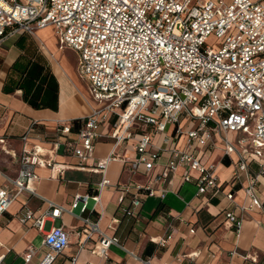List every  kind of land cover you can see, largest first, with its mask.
<instances>
[{"label":"built area","instance_id":"1","mask_svg":"<svg viewBox=\"0 0 264 264\" xmlns=\"http://www.w3.org/2000/svg\"><path fill=\"white\" fill-rule=\"evenodd\" d=\"M262 1L0 0V48L7 39L32 36L52 27L59 48L77 53L78 74L88 82L90 97L97 104L77 128L63 124L55 128L54 149L62 145L76 158L75 166L46 160L44 150L33 146L12 156L18 164L14 176L0 168V216L19 196L38 197L34 189L38 166L100 175L93 196L94 206L100 207L101 192L112 186L107 178L112 162H120L129 175L126 182L114 185L123 217L136 219L143 198L163 200L180 168H184L182 181L196 185V197L215 196L228 186L225 198L232 201V190L244 177L249 204L241 206V211H264L256 188L258 178L264 176ZM210 36L221 40L216 50L206 44ZM107 121L112 149L106 157L96 159L95 143L102 138L99 128ZM34 126L30 124L22 141ZM215 138L221 142L224 156H235L230 179L224 183L219 182L215 165L201 159L216 147ZM129 140H135L134 157L117 152ZM164 153L168 157L154 173ZM136 177L145 180L140 182ZM127 196L129 204L122 207ZM89 197L75 195L67 209L38 197L47 208L34 216L25 202L18 220L42 232L46 221L55 222L67 213L81 222L82 230L77 251L63 264H75L90 241L91 253L107 264L110 248L123 247L116 236L101 230V212L92 217L95 207L88 209ZM225 216L238 238L241 219L233 211ZM113 223L119 220L113 219ZM170 239L171 234L156 244L163 248ZM68 245L69 236L63 228L52 227L44 234L42 251L29 247L24 262L41 252L38 264H54ZM128 254L140 264H151L150 258ZM0 264H4L3 256Z\"/></svg>","mask_w":264,"mask_h":264},{"label":"crops","instance_id":"2","mask_svg":"<svg viewBox=\"0 0 264 264\" xmlns=\"http://www.w3.org/2000/svg\"><path fill=\"white\" fill-rule=\"evenodd\" d=\"M262 3L264 5V1ZM46 29L51 30L54 38L53 48L48 47L45 41L37 36L40 32H47ZM62 49H68L75 54L74 69L81 85L66 67L63 57H58V51ZM62 49L58 46V38L52 27L38 30L32 36L24 34L20 39H7L0 48V140H4L0 143V168L10 176H14L18 169L17 161L12 156L19 155L23 148L30 150L33 146L44 150L43 158L46 160L51 159L68 166L77 164L76 158L66 152L62 145L54 149V142L57 140L55 128L58 124L77 128L79 121L88 116L97 104L90 97L88 82L78 74L77 53L67 47ZM35 64L43 66L44 72H49L56 81L55 108L36 109L23 100V91L18 88V85H24L25 75L21 71L26 66L33 67ZM36 85L38 82H35L34 88ZM41 87L40 95H43L45 85ZM4 88L13 91L6 92ZM43 99L45 102L51 101L48 97L47 100L45 97ZM31 123H35V126L26 140L22 141L21 138ZM99 132L102 138L95 143L96 159L106 157L113 145V140L107 137L111 132L109 121L100 126ZM215 141L216 147L201 159L205 164L215 165V174L219 182L224 183L230 179L235 156H224L221 142L217 138ZM134 143L135 140L125 142L117 152L134 157ZM2 149L11 155L4 153ZM167 157L166 153L162 154L160 163L153 170L154 173L160 170ZM251 169L255 171L256 167L252 165ZM35 173L36 195L58 206L67 209L75 195L90 196L88 209L95 207L92 217L101 212V230L107 235L116 236L123 247L110 248L107 264H140L133 260L128 252L150 258L151 264H264V211L253 208L241 211V206L249 204V199L244 193V177L241 184L232 190V201L225 198L226 193L230 191L228 186L215 196L206 194L196 197V185L182 181L184 168H180L173 176L165 198H143L139 216L135 219L123 217L117 202L118 192L114 185L129 179L120 162H112L108 166L107 178L112 186L101 192L100 207L94 206L93 199L100 175L76 169L56 172L42 166L36 167ZM191 175L196 176L193 172ZM136 180L143 182L145 177H136ZM2 184L0 179V186ZM256 188L258 197L264 202V176L258 178ZM38 197L23 194L0 216V256H3L4 264H7V259L21 264H38L42 257L41 252L29 263L24 262V253L29 247L42 251L44 234L52 227H62L69 236V245L54 264H63L65 259L77 251L78 233L82 230L81 222L71 215L63 213L60 219L56 220H59L58 226L51 225L46 228V224L50 222L46 221L42 232L30 225L23 226L19 222L18 213L25 202L34 216L40 215L47 208V204ZM129 199L127 196L122 207L129 204ZM228 211H233L241 219L238 238L235 237L234 227L226 219L225 214ZM113 219H118L119 223H113ZM169 234L171 239L166 246L158 247L156 242ZM92 246L93 241L86 244L78 254L75 264H106L91 253ZM232 252L234 255H231Z\"/></svg>","mask_w":264,"mask_h":264},{"label":"trees","instance_id":"3","mask_svg":"<svg viewBox=\"0 0 264 264\" xmlns=\"http://www.w3.org/2000/svg\"><path fill=\"white\" fill-rule=\"evenodd\" d=\"M24 34L19 35L18 39L22 37ZM13 69H15V64L13 65ZM22 74L25 75L24 85H18V88L23 91V100L28 103L31 107L39 109L41 107H53L56 106V93H57V84L54 77L47 71L44 72L43 66L34 65L33 67H25ZM35 82H38V85L35 86ZM45 85V92L43 95H40L41 86ZM34 90L31 92V89ZM6 92H12L13 89L7 90L4 88ZM43 97L49 98L50 102L44 101Z\"/></svg>","mask_w":264,"mask_h":264},{"label":"rangeland","instance_id":"4","mask_svg":"<svg viewBox=\"0 0 264 264\" xmlns=\"http://www.w3.org/2000/svg\"><path fill=\"white\" fill-rule=\"evenodd\" d=\"M227 2H229L230 0H226ZM48 29H46L45 31H47ZM51 30L47 31V32H40L38 33V38L41 39L42 41H45V44L50 47V48H53V45H54V38L53 36L51 35ZM206 44L207 45H210L214 50H216L220 44H221V40H217L215 37L213 36H210L208 38V40L206 41ZM63 57V61L66 65V67L68 68V70L70 71V73L72 74V76L74 77V79L81 85V81L77 79L76 77V73H75V69H74V66H75V54L68 50V49H62V50H59L58 51V57ZM91 207V203H89V208ZM75 213H78V210L75 211ZM51 225H56L58 226L59 225V220L56 221L55 223H51V222H48L46 224V228H48L49 226ZM7 264H21L20 262H12L11 259H7L6 261Z\"/></svg>","mask_w":264,"mask_h":264}]
</instances>
